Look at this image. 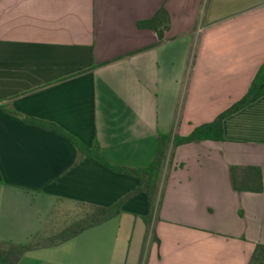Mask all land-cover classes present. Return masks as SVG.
Wrapping results in <instances>:
<instances>
[{"label": "crops", "instance_id": "crops-1", "mask_svg": "<svg viewBox=\"0 0 264 264\" xmlns=\"http://www.w3.org/2000/svg\"><path fill=\"white\" fill-rule=\"evenodd\" d=\"M162 5L172 29L159 45L138 22ZM263 64L264 0H0V243L47 235L68 206L126 199L114 219L17 264H249L264 244V192L236 191L231 168L264 180V96L224 120L225 140L172 150L155 210L138 177L39 122L145 169L161 135L213 122Z\"/></svg>", "mask_w": 264, "mask_h": 264}, {"label": "trees", "instance_id": "trees-1", "mask_svg": "<svg viewBox=\"0 0 264 264\" xmlns=\"http://www.w3.org/2000/svg\"><path fill=\"white\" fill-rule=\"evenodd\" d=\"M138 27L139 29L154 31L159 37L158 44H163L168 40L167 34L172 29L171 14L167 8L162 5L152 18L140 20L138 22ZM263 96L264 64L259 69L248 92L241 100L226 111L222 112L213 122L205 123L196 127L188 136H181L177 133L161 135L160 148L157 158L148 168L138 170H130L110 164L103 155L102 148L99 143H96L93 148H88L77 137L55 124L42 122H39V124L67 137L77 147L83 157L96 160L114 172L138 177L150 192L151 207L155 210L156 203L152 200V196L156 193L157 182L160 179L169 148L172 151L181 145L190 144L196 141L225 140L224 120L249 104L259 100ZM231 178L233 187L236 191L254 193L264 192L263 174L261 169L258 167L233 166L231 168ZM125 200L126 199L110 207L89 206L92 210L91 213L78 218L71 225L65 226V228L54 234L49 239H44L42 235H39L35 241L30 244L18 245L13 243H0V264H17L21 257L29 251L39 247H47L64 243L90 228L97 227L114 219L121 214ZM151 222L152 218L147 219L149 229L152 227ZM249 264H264V244L257 245Z\"/></svg>", "mask_w": 264, "mask_h": 264}, {"label": "rangeland", "instance_id": "rangeland-1", "mask_svg": "<svg viewBox=\"0 0 264 264\" xmlns=\"http://www.w3.org/2000/svg\"><path fill=\"white\" fill-rule=\"evenodd\" d=\"M171 149L169 148L168 150V154H167V158L165 160V165L167 163V161H169L170 163V159H171ZM157 207V206H156ZM155 207V209H157ZM92 210L89 206H85V205H76V206H68L64 209L63 214H59L58 216L55 217L54 219V229H51L47 232H45V235H43L44 239H49L50 237L53 236V234L55 233V230H62V228H65V226H69L72 223L75 222V220H77L78 218H81L83 216H85L88 213H91ZM56 228V229H55Z\"/></svg>", "mask_w": 264, "mask_h": 264}]
</instances>
